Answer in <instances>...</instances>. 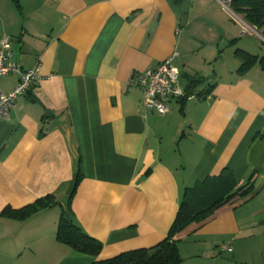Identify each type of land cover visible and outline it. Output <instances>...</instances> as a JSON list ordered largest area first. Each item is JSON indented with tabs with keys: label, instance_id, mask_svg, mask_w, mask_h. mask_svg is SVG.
<instances>
[{
	"label": "crops",
	"instance_id": "obj_1",
	"mask_svg": "<svg viewBox=\"0 0 264 264\" xmlns=\"http://www.w3.org/2000/svg\"><path fill=\"white\" fill-rule=\"evenodd\" d=\"M222 14L210 0H0V39L43 77L0 120V264H93L152 248L185 190L224 171L257 193L178 233L183 264H264V72L240 75L236 55L264 58V37ZM175 53L190 95L146 114L129 81ZM48 196L57 205L27 220L2 215ZM63 213L103 245L99 257L58 241Z\"/></svg>",
	"mask_w": 264,
	"mask_h": 264
},
{
	"label": "trees",
	"instance_id": "obj_2",
	"mask_svg": "<svg viewBox=\"0 0 264 264\" xmlns=\"http://www.w3.org/2000/svg\"><path fill=\"white\" fill-rule=\"evenodd\" d=\"M230 9L234 14L243 16L244 20L264 37V0H232ZM233 44L236 42L234 41ZM236 55L243 62L239 69L240 75H244L256 65H259L264 72V58L259 59L242 51H237ZM198 83V81L192 80L189 88H194ZM189 95L190 93H187V96ZM184 100L186 99L182 101L184 102ZM79 182L80 177H78L77 185ZM256 193L252 179L240 186L231 172L224 171L219 177L209 178L193 189L185 190L179 211L167 238L158 245L149 249L129 251L111 259L96 261L93 264H183L178 244L174 241L178 233L192 224L205 222L218 209L229 204L233 199L239 197L245 200ZM55 205H57L55 198L48 196L21 210H13L8 207L2 215L9 219L24 221ZM57 239L72 250L94 258L99 257L103 249V245L83 232L68 213L61 215Z\"/></svg>",
	"mask_w": 264,
	"mask_h": 264
},
{
	"label": "built area",
	"instance_id": "obj_3",
	"mask_svg": "<svg viewBox=\"0 0 264 264\" xmlns=\"http://www.w3.org/2000/svg\"><path fill=\"white\" fill-rule=\"evenodd\" d=\"M232 0H227L223 5L229 9ZM229 6V8H228ZM247 30H244L246 32ZM177 54L171 55L156 69L140 74H134L129 81V88L141 91L143 108L146 114L157 113L165 116L169 113L168 104L171 100L187 98L185 90L179 84V73L174 66ZM42 65L39 62L30 70L23 69L14 62L11 39L4 36L0 39V81L10 76H17L18 83L15 88L5 93L0 88V120L9 121L10 114L19 97L27 94L43 77ZM221 254L231 252L228 244L219 247Z\"/></svg>",
	"mask_w": 264,
	"mask_h": 264
},
{
	"label": "rangeland",
	"instance_id": "obj_4",
	"mask_svg": "<svg viewBox=\"0 0 264 264\" xmlns=\"http://www.w3.org/2000/svg\"><path fill=\"white\" fill-rule=\"evenodd\" d=\"M226 1L227 0H210V5L215 8V10L217 11V13H221V14L224 13V14L228 15L235 23H237L239 25L242 24V27H245V25L243 24L245 22V20H244V18L242 16L234 14L231 11V9L229 8V6H228V8H229L228 10L227 9H224V7H223L222 4H224ZM224 14H222V15H224ZM245 28H247V30L249 31V27H245ZM240 34H241V36L246 37V39L248 41H250V38H249V34L250 33L247 32V34H244V32L241 31ZM219 47H220V45H219ZM230 55H231L230 52H227L226 55H225L226 59H229L230 58V60L234 61L233 58Z\"/></svg>",
	"mask_w": 264,
	"mask_h": 264
},
{
	"label": "water",
	"instance_id": "obj_5",
	"mask_svg": "<svg viewBox=\"0 0 264 264\" xmlns=\"http://www.w3.org/2000/svg\"><path fill=\"white\" fill-rule=\"evenodd\" d=\"M226 45H227V43L223 41V42L220 44V50H223V49L225 48Z\"/></svg>",
	"mask_w": 264,
	"mask_h": 264
}]
</instances>
